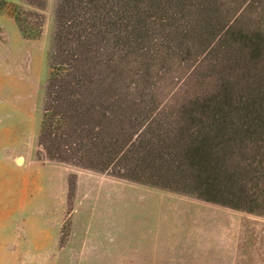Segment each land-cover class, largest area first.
Masks as SVG:
<instances>
[{
	"label": "trees",
	"instance_id": "16d2710c",
	"mask_svg": "<svg viewBox=\"0 0 264 264\" xmlns=\"http://www.w3.org/2000/svg\"><path fill=\"white\" fill-rule=\"evenodd\" d=\"M49 68L47 159L264 216V0H58Z\"/></svg>",
	"mask_w": 264,
	"mask_h": 264
},
{
	"label": "rangeland",
	"instance_id": "374dc122",
	"mask_svg": "<svg viewBox=\"0 0 264 264\" xmlns=\"http://www.w3.org/2000/svg\"><path fill=\"white\" fill-rule=\"evenodd\" d=\"M57 1L25 38L12 9L27 7L0 0V264H264V216L45 157ZM190 71L169 78L182 85Z\"/></svg>",
	"mask_w": 264,
	"mask_h": 264
}]
</instances>
